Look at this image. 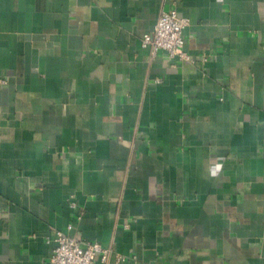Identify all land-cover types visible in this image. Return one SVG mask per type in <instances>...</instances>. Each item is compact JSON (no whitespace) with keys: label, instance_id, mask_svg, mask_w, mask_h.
<instances>
[{"label":"crops","instance_id":"crops-1","mask_svg":"<svg viewBox=\"0 0 264 264\" xmlns=\"http://www.w3.org/2000/svg\"><path fill=\"white\" fill-rule=\"evenodd\" d=\"M0 79V264H263L264 0H0Z\"/></svg>","mask_w":264,"mask_h":264},{"label":"built area","instance_id":"built-area-1","mask_svg":"<svg viewBox=\"0 0 264 264\" xmlns=\"http://www.w3.org/2000/svg\"><path fill=\"white\" fill-rule=\"evenodd\" d=\"M186 25L187 21L179 18L175 10L164 11L159 15L152 32L143 35L141 46L149 47L153 53L164 51L169 58H175L180 62H190L191 58L184 52L183 29ZM5 83L0 79V85ZM70 206L76 208L74 202H71ZM80 217L78 213L77 220ZM52 241L54 247L50 264H96L97 257L102 262L108 257V250L103 249L98 243L81 242L60 231L55 232Z\"/></svg>","mask_w":264,"mask_h":264}]
</instances>
